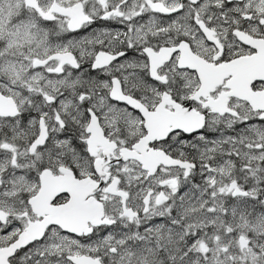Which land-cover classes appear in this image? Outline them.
Instances as JSON below:
<instances>
[{
    "label": "snow or ice",
    "instance_id": "6c2138e0",
    "mask_svg": "<svg viewBox=\"0 0 264 264\" xmlns=\"http://www.w3.org/2000/svg\"><path fill=\"white\" fill-rule=\"evenodd\" d=\"M0 264H264V0H0Z\"/></svg>",
    "mask_w": 264,
    "mask_h": 264
}]
</instances>
